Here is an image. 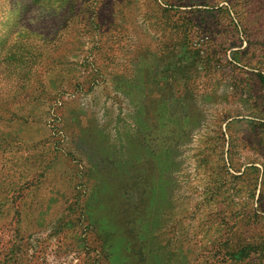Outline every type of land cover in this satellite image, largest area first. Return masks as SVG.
Masks as SVG:
<instances>
[{
  "label": "rangeland",
  "instance_id": "rangeland-1",
  "mask_svg": "<svg viewBox=\"0 0 264 264\" xmlns=\"http://www.w3.org/2000/svg\"><path fill=\"white\" fill-rule=\"evenodd\" d=\"M263 77L264 0H0V264H264Z\"/></svg>",
  "mask_w": 264,
  "mask_h": 264
},
{
  "label": "trees",
  "instance_id": "trees-1",
  "mask_svg": "<svg viewBox=\"0 0 264 264\" xmlns=\"http://www.w3.org/2000/svg\"><path fill=\"white\" fill-rule=\"evenodd\" d=\"M263 80H264V77H263ZM228 253L230 254L231 257H233V258H237V257H236V253H237V251H235V250H230V249H229V252H228Z\"/></svg>",
  "mask_w": 264,
  "mask_h": 264
}]
</instances>
